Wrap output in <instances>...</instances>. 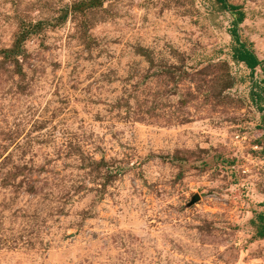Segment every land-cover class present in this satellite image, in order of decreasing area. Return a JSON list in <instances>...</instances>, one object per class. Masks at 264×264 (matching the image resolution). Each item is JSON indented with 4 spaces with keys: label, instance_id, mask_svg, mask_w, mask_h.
Returning <instances> with one entry per match:
<instances>
[{
    "label": "rangeland",
    "instance_id": "obj_1",
    "mask_svg": "<svg viewBox=\"0 0 264 264\" xmlns=\"http://www.w3.org/2000/svg\"><path fill=\"white\" fill-rule=\"evenodd\" d=\"M228 3L0 0V264H264V0Z\"/></svg>",
    "mask_w": 264,
    "mask_h": 264
},
{
    "label": "trees",
    "instance_id": "obj_2",
    "mask_svg": "<svg viewBox=\"0 0 264 264\" xmlns=\"http://www.w3.org/2000/svg\"><path fill=\"white\" fill-rule=\"evenodd\" d=\"M217 1L220 4H222L225 8L230 9L231 11L239 12L238 14L241 20L244 18V14L240 12L239 6L230 5L228 3V0H217ZM234 36L237 39V41L240 43L237 49V54H238L239 59L253 67L256 62V57L252 54L247 44L244 42L242 43L240 41V35L238 34L237 29H235L234 31ZM261 236L264 237V233Z\"/></svg>",
    "mask_w": 264,
    "mask_h": 264
},
{
    "label": "water",
    "instance_id": "obj_3",
    "mask_svg": "<svg viewBox=\"0 0 264 264\" xmlns=\"http://www.w3.org/2000/svg\"><path fill=\"white\" fill-rule=\"evenodd\" d=\"M197 198H198V197H196V199H195V200H197Z\"/></svg>",
    "mask_w": 264,
    "mask_h": 264
}]
</instances>
